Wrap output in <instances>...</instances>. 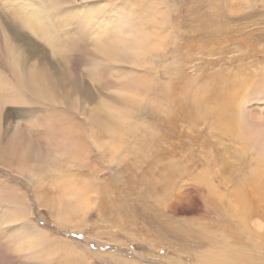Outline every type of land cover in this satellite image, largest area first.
Here are the masks:
<instances>
[{
	"label": "rangeland",
	"instance_id": "obj_1",
	"mask_svg": "<svg viewBox=\"0 0 264 264\" xmlns=\"http://www.w3.org/2000/svg\"><path fill=\"white\" fill-rule=\"evenodd\" d=\"M245 1L0 0V264L234 261L208 243L223 220L193 188L208 146L186 108L261 57L237 59L264 47Z\"/></svg>",
	"mask_w": 264,
	"mask_h": 264
},
{
	"label": "bare ground",
	"instance_id": "obj_2",
	"mask_svg": "<svg viewBox=\"0 0 264 264\" xmlns=\"http://www.w3.org/2000/svg\"><path fill=\"white\" fill-rule=\"evenodd\" d=\"M31 4L27 5L30 15L28 12L26 18L36 31L42 11ZM41 34L46 41L53 40L47 32ZM255 50L252 47L251 55L237 59L253 54L261 56L258 59L213 73L217 83L211 89L198 85L186 108L198 123H193L195 127L201 129L200 145L208 146L199 158L205 174L196 176L193 188L205 192L204 207L213 209L223 220L217 224L221 230L215 227L209 231L210 227L204 226L205 232L215 237L208 243H212V250L218 247L226 260L233 258L231 264H264V47L257 54ZM109 112L112 118L116 116L113 110ZM242 236L249 238L247 247Z\"/></svg>",
	"mask_w": 264,
	"mask_h": 264
}]
</instances>
